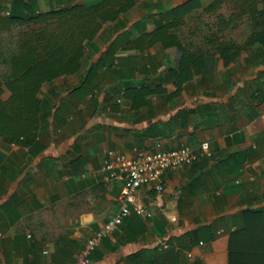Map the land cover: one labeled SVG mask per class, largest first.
Listing matches in <instances>:
<instances>
[{
	"label": "crops",
	"instance_id": "crops-1",
	"mask_svg": "<svg viewBox=\"0 0 264 264\" xmlns=\"http://www.w3.org/2000/svg\"><path fill=\"white\" fill-rule=\"evenodd\" d=\"M87 1L37 0V10ZM212 1L140 0L104 24L78 72L42 87L41 96L56 106L32 145L0 136V264L76 261L86 240L119 208L121 183L103 180L108 151L132 154L159 143L168 148L190 144L199 155L166 171L163 192L141 190L151 216L127 217L102 239L91 264H229V235L244 223L243 211L260 208L264 222V102L250 100L264 48L255 44L236 61H220L216 70L195 74L178 94L168 70L178 68L180 49L160 42L142 51L123 48L184 5L192 12L180 38L195 49L203 39L187 32L191 22L210 17L203 10ZM219 12L229 14V5ZM96 57L84 86L73 91ZM127 83L162 91L140 97L142 104L133 107L124 96ZM203 141L211 157L200 151ZM208 225L212 238L202 231Z\"/></svg>",
	"mask_w": 264,
	"mask_h": 264
},
{
	"label": "trees",
	"instance_id": "trees-1",
	"mask_svg": "<svg viewBox=\"0 0 264 264\" xmlns=\"http://www.w3.org/2000/svg\"><path fill=\"white\" fill-rule=\"evenodd\" d=\"M4 1L6 6L0 10V136L8 143L26 147L32 145L42 122L52 115L56 106L41 96L42 87L61 76L78 72L83 67L88 45L93 44L104 24L117 20L140 0H96L46 11L37 10V0ZM7 1L10 2L8 7ZM223 4L229 5L227 15L219 12ZM185 7H174L165 13L169 20L156 23L151 30L143 31L123 45L125 50L142 51L160 42L165 47L180 49L178 68L168 70V77L177 87L174 94L195 74L216 70L220 61L228 65L255 44L264 48V0H213L203 10L211 20L200 24V17L198 24L187 32L197 33L203 39L195 49L191 48L194 43L185 44L180 38L185 34V18L192 12ZM241 26L245 27V38L240 41L232 32ZM118 40L119 36L111 41V46ZM96 59L73 91L84 86L98 62ZM258 69L255 77L258 85L250 94L255 105L264 102V60ZM159 91L162 89L137 88L127 83L124 96L137 107L142 104L140 97ZM58 95L54 93L52 97L58 98ZM243 215L242 226L229 235V264H264L262 211L246 208ZM202 231L213 237L211 225Z\"/></svg>",
	"mask_w": 264,
	"mask_h": 264
},
{
	"label": "built area",
	"instance_id": "built-area-1",
	"mask_svg": "<svg viewBox=\"0 0 264 264\" xmlns=\"http://www.w3.org/2000/svg\"><path fill=\"white\" fill-rule=\"evenodd\" d=\"M204 155L211 157L213 152L207 141L199 147ZM108 157L103 166L105 182L121 183L117 197L118 210L89 237L83 249L73 264H91L93 252L102 239L112 234L124 220L132 214L147 218L151 216L149 209L140 199L143 188L161 193L165 189L164 177L168 169H178L193 163L199 155L196 147L185 144L179 147H164L160 143L151 149L136 148L132 154L108 151ZM28 236L32 237L29 231ZM4 233L0 231V242ZM200 243H203L202 241ZM166 247V242L164 243ZM49 248L43 252L47 254Z\"/></svg>",
	"mask_w": 264,
	"mask_h": 264
},
{
	"label": "rangeland",
	"instance_id": "rangeland-1",
	"mask_svg": "<svg viewBox=\"0 0 264 264\" xmlns=\"http://www.w3.org/2000/svg\"><path fill=\"white\" fill-rule=\"evenodd\" d=\"M92 2H95V1H93V0H88L87 2H86V4H90V3H92ZM6 6V4H5V2H3L2 3V7H5ZM198 17H196V19H197ZM207 20H211L210 19V17H208L207 19H204V18H201V20H200V24H202V23H206L207 22ZM198 21V20H197ZM192 24H190V28L191 27H193L194 25H195V21H193V22H191ZM194 23V24H193ZM189 28V29H190ZM115 32V31H114ZM234 33H235V35H236V37H239V36H241V37H243V35L245 34V27L244 26H241V27H239V29H236L235 31H234ZM89 46V49H91L92 48V46L89 44L88 45ZM115 46V45H114ZM88 49V50H89ZM2 71V67L0 66V72Z\"/></svg>",
	"mask_w": 264,
	"mask_h": 264
}]
</instances>
